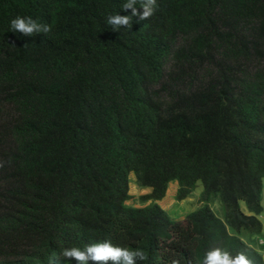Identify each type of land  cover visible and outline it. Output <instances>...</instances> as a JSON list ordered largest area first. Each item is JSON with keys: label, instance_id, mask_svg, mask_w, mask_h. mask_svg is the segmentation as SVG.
I'll use <instances>...</instances> for the list:
<instances>
[{"label": "trees", "instance_id": "1", "mask_svg": "<svg viewBox=\"0 0 264 264\" xmlns=\"http://www.w3.org/2000/svg\"><path fill=\"white\" fill-rule=\"evenodd\" d=\"M124 2L0 0V264H77L62 248L104 240L136 264L216 247L264 264V0H157L113 31ZM17 16L51 32L14 33ZM173 182L177 202L204 186L179 221L159 204Z\"/></svg>", "mask_w": 264, "mask_h": 264}, {"label": "clouds", "instance_id": "2", "mask_svg": "<svg viewBox=\"0 0 264 264\" xmlns=\"http://www.w3.org/2000/svg\"><path fill=\"white\" fill-rule=\"evenodd\" d=\"M139 4V7L137 5ZM124 11L131 10V16H122L119 13L108 15L106 23L113 31L121 29L131 30L132 17H138L140 21L149 20L158 9L157 0H125L122 5ZM142 9V12L140 11ZM10 29L14 33H20L26 37H34L38 34L47 35L51 32V26L40 23L32 17L17 16L11 20ZM28 45H25V48ZM60 256L65 260H75L77 264H136L137 260H145L146 254L142 249H128L114 246L111 241L90 243L85 247L62 248ZM168 264H181V259L173 257ZM187 264H191L189 260ZM202 264H253L252 260L244 253L239 252L233 256L228 250L219 247L209 250L205 254Z\"/></svg>", "mask_w": 264, "mask_h": 264}, {"label": "rangeland", "instance_id": "3", "mask_svg": "<svg viewBox=\"0 0 264 264\" xmlns=\"http://www.w3.org/2000/svg\"><path fill=\"white\" fill-rule=\"evenodd\" d=\"M129 182H130V195L132 196V200L128 203L129 206H132V207H144V206H146L147 204H143L141 202V200H140V197H142V195L151 194L152 193V189L146 188V187H141L138 184L136 175L134 173L130 175ZM174 186L178 187V183L177 182H173L171 184V186H169L166 199H165L164 203L162 204V206L160 205L169 215H171L172 219H174V220L175 219L177 220L179 218L182 219L187 212H189L191 210H194L195 208H198V207L203 205V203H202V194H203V191H204L203 184L199 183L198 187L193 192V194L188 198V200L186 199V201L182 204V208L183 207L186 208V209H182L183 211L180 210V208L178 206L179 203H180V206H181L182 202H177V200H176L177 191L174 194V196L172 195ZM170 203H172V204H174L176 206V208L174 209L175 213H173V214L168 211V209H169L168 205ZM211 207L213 208V210L215 211V213L217 215H219V216L222 215V208H221V204L219 202V199H216L212 203ZM242 208H243L244 211L247 212V209H246L245 205H242ZM263 208H264V192H263ZM178 214H179V216H178ZM260 219H261V221L263 223V226H264V212L261 215ZM263 234H264V232H263ZM256 248L258 250L260 249L258 247H256ZM262 255H263V253H262Z\"/></svg>", "mask_w": 264, "mask_h": 264}, {"label": "crops", "instance_id": "4", "mask_svg": "<svg viewBox=\"0 0 264 264\" xmlns=\"http://www.w3.org/2000/svg\"><path fill=\"white\" fill-rule=\"evenodd\" d=\"M172 184V183H171ZM171 184H170V186H171ZM178 188H179V185H178V187H175L174 186V189H173V193H172V195L174 196V194L176 193V191L178 192ZM147 195H149V194H147ZM142 196H146V195H142ZM166 199V198H165ZM165 199L163 200V202H161V203H159L161 206H162V204L164 203V201H165ZM188 200V199H187ZM186 201V200H185ZM185 201H183L182 203H181V206H180V203H179V208H180V210H182V209H186V208H182V204L185 202ZM171 205V206H170ZM262 205H263V202H262ZM168 207H169V209H168V211L169 212H171L172 214L173 213H175L174 211V209L176 208V206L174 205V204H172V203H170L169 205H168ZM201 207V206H200ZM200 207H198V208H195L194 210H191V211H189V212H187L185 215H184V217L182 218V219H175L176 221H179V220H183L184 218H186L190 213H192V212H195L197 209H199ZM183 211V210H182ZM171 216V215H170ZM178 216H179V214H178ZM261 218V217H260ZM261 220V219H260ZM262 222V221H261ZM263 224V223H262ZM263 232H264V226H263ZM255 240H257L258 242H257V245H256V247H258V248H260L259 250L263 253V255H264V234H263V237H261V238H257V239H255ZM262 242V243H261ZM262 248V249H261Z\"/></svg>", "mask_w": 264, "mask_h": 264}]
</instances>
